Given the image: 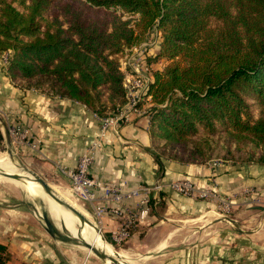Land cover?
<instances>
[{
    "label": "trees",
    "instance_id": "16d2710c",
    "mask_svg": "<svg viewBox=\"0 0 264 264\" xmlns=\"http://www.w3.org/2000/svg\"><path fill=\"white\" fill-rule=\"evenodd\" d=\"M117 7L138 16L121 20ZM153 27L154 59L168 61L153 71L144 112L159 166L214 159L219 132V159L264 164V0H0V57L24 88L107 116L125 101L118 54ZM9 258L0 243V264Z\"/></svg>",
    "mask_w": 264,
    "mask_h": 264
},
{
    "label": "crops",
    "instance_id": "0c3cea01",
    "mask_svg": "<svg viewBox=\"0 0 264 264\" xmlns=\"http://www.w3.org/2000/svg\"><path fill=\"white\" fill-rule=\"evenodd\" d=\"M3 65L1 56L0 122L3 129L11 125L25 133L29 140L39 142L37 150L20 147L25 149L23 159L32 172L54 190L71 193L70 179L61 170L74 169L84 153L91 156L89 173L104 183L119 184L124 189L161 186L158 191L149 192L156 203L160 201L150 208L146 218L135 221L130 237L121 243L114 240L122 222L119 217L110 213L97 217L93 204H81L107 242L131 264H234L238 256L232 247L243 240L264 250V209H252L239 194L245 187L264 191V164L225 160L217 164L214 160L181 163L165 159L159 166L151 154L146 115L114 124L101 134L93 110L79 101L14 85ZM94 142H98V146L93 147ZM12 146L17 149L13 143ZM179 180L190 182L200 191L216 190L219 195L233 196V215L219 211L214 199L185 195L172 189L171 184ZM141 197H128L123 201L124 207L136 210ZM65 199L75 206L74 201ZM46 205L49 209L53 206ZM56 205L54 211L60 215L71 214ZM246 210L252 215L247 219L238 217ZM22 221L21 209L0 207V243H6L10 253L6 264H80L76 255L71 256V260L56 255L44 243V235L40 231L33 235L23 227ZM229 227L235 230L232 234ZM232 236L235 241L228 242L227 238ZM218 237L225 245L217 244Z\"/></svg>",
    "mask_w": 264,
    "mask_h": 264
},
{
    "label": "built area",
    "instance_id": "2783aa9c",
    "mask_svg": "<svg viewBox=\"0 0 264 264\" xmlns=\"http://www.w3.org/2000/svg\"><path fill=\"white\" fill-rule=\"evenodd\" d=\"M123 19L137 17L138 14L128 15L120 8H115ZM133 25L132 23L130 24ZM161 33L153 27L148 35L139 43L126 47L117 56L119 70L123 73V87L125 91V101L114 113L107 116H100L95 113L99 124L100 132L103 134L109 127L119 122H129L133 116L143 115L145 105L151 104V95L147 93L149 84L153 81V71L161 69L167 64V60L158 58L154 59L160 45ZM8 54L2 55L4 63L7 62ZM150 106V105H149ZM11 142L14 146H27L33 150L38 149L39 142L29 140L28 136L19 131L18 128L8 130ZM93 147L98 146L94 142ZM91 156L82 154L74 169H62V173L70 179L71 196L76 202L91 203L94 205V213L97 217L110 213L119 217L122 222L115 231L114 240L117 243L126 241L131 230L135 226V221L144 219L148 216L150 207L149 199L150 190L158 191L160 185H155L152 189L141 186L133 189H124L119 184L104 183L89 173V164ZM214 163H220L221 160H214ZM172 189L190 196L200 198H209L217 201L218 210L228 214L231 212L234 202L231 195H219L216 190H197L190 182L179 180L171 184ZM249 206L264 208V191H259L251 187L243 188L240 193ZM142 195L136 210L127 209L123 201L131 196Z\"/></svg>",
    "mask_w": 264,
    "mask_h": 264
},
{
    "label": "rangeland",
    "instance_id": "374dc122",
    "mask_svg": "<svg viewBox=\"0 0 264 264\" xmlns=\"http://www.w3.org/2000/svg\"><path fill=\"white\" fill-rule=\"evenodd\" d=\"M110 10L114 11L117 15H119L121 20H126V19H123L121 17V14H119V12L115 8H111ZM134 18L135 17H132V18H130V20H133ZM131 23H132V21H131ZM5 64L6 63H4L3 68H4V71L6 72ZM11 82L14 85H18L21 88H24L23 84H25V83H24V79H22V78H17V79L11 80ZM27 89H29V88H27ZM254 114L255 115L257 114L256 110H254ZM12 128H16V127L9 125L3 129V124L0 122V134H2L3 130L8 132V130L12 129ZM8 134H9V132H8ZM198 135H203L202 130H199ZM220 135H222V132H219L218 134L215 135V140L218 142V147L216 148V152L214 153V156H213L214 159H212V160H217V159L221 160L219 158H223V155L226 154L225 153L226 149H225V147L222 146L223 142L220 140V137H219ZM9 136H10V134H9ZM4 137L5 136L3 134H2V136H0V160L8 157L7 150H6V141H5ZM12 148H13V146H12ZM12 150L14 153L13 160L15 161L16 166L18 168H20L21 171L23 170L22 168H25L26 170L32 172L29 165L23 159L24 155L22 154V152L25 151V149L17 147V149H15V150L12 149ZM246 156H247L246 154H240V158L241 157L246 158ZM238 161H240V160H238ZM30 182L33 185H35V183L32 180H30ZM58 193L62 197L70 199L72 202L74 201L73 202L74 205L79 210L81 209V207H82L81 203L76 202L74 200V198L70 194V191H58ZM41 198H43L45 200L44 196L40 195V196L34 197V195L30 194L27 190L26 184L24 186L21 182L10 180V179H7L5 177H0V207H9L11 209L12 208L21 209L22 214H23V221H22L24 224L23 227L28 229L29 232H31L32 234L33 233L36 234L37 232L39 233V231H40L46 239L44 243L47 245V247L50 250L54 251L56 255H60L65 260H71V256L76 255L79 258L80 264L81 263L83 264V262H86V264H108L107 262L102 261L93 252H91L87 248L83 247L81 243H79L75 240L72 241V240L68 239L64 233V230L62 229V224H61L62 221H60V219H58L56 217H53V214H51V212H50L49 213V216L51 217L50 220L54 223V225L59 230L61 237L65 238V239L58 238L57 236L56 237L51 236V234L47 231L45 224H44V221L42 219V210L46 209V203H48V204H52V203H50L48 200L43 201V199H41ZM253 207L254 206H251L252 209H253ZM254 208L264 209L263 207H257V206H255ZM81 212H83V214L85 216H87L90 220L93 221L92 217L89 214H87V212L83 209V207L81 209ZM228 214L230 216H232L233 212H230ZM250 215H252V213H250V211L246 210V212L239 214L238 217H240L241 219H247L248 216H250ZM72 216L73 215H71V214L66 215V218L71 220L69 227L81 229V227L76 226V223L82 224V221L76 220V219L72 218ZM63 222H64V220H63ZM65 225H66V228L68 229V225L66 223H65ZM233 230H234L233 227H229V233L232 234ZM214 231H216L217 233L223 232L221 230H214ZM81 239H85L87 242L92 244L91 241H89L86 238H81ZM227 239H228L227 240L228 242L235 241L234 236H232L231 238H227ZM199 240H200V237H199ZM205 240L206 239L203 238V242H205ZM223 240L225 241L226 238H224ZM203 242H201V243H203ZM216 242L219 245L224 244L220 237H218V240ZM238 243L239 244H236V246L232 247V248H235V253H236L235 255L238 256L237 259H234V264L236 262H237V264H239V262H240V264H264V250L263 249H256V248H254V246L250 245L249 242L244 241V240L242 242H238ZM114 249L117 251L116 248H114ZM237 252H238V254H237ZM126 260L128 261V259H126ZM74 264H79V263L75 262Z\"/></svg>",
    "mask_w": 264,
    "mask_h": 264
},
{
    "label": "water",
    "instance_id": "95a60500",
    "mask_svg": "<svg viewBox=\"0 0 264 264\" xmlns=\"http://www.w3.org/2000/svg\"><path fill=\"white\" fill-rule=\"evenodd\" d=\"M5 141H6V150L7 154L10 158L14 157L13 148L10 136L7 131H4ZM24 171H26L28 174L31 175L32 180L39 184L41 186V189L43 192H45L51 199H53L57 204H59L62 208L69 211L72 215H74L76 218L80 219L83 223L89 224L93 227V229L100 234L102 240L104 242H107V240L102 235L100 229L98 226L89 218H87L79 209H77L75 206L70 204L68 201H66L56 190H54L44 179L37 176L33 172H30L26 170L25 168H22ZM0 174L10 180L18 181L21 183H26L28 181L24 176H21L20 174H15L12 172L5 171L0 168ZM50 209L46 205V209L42 210V219L44 221L45 227L47 231L51 234V236H57L58 238L65 239L61 237V234L57 227L54 225V223L50 220L51 217L49 216ZM69 239V238H68ZM71 240V239H70ZM73 241V240H72ZM82 244V246L88 248L91 252H93L97 257H99L102 261L107 262L108 264H124L122 263L116 255H113L111 253H108L106 250L102 248H97L90 246L89 244L83 242V241H77ZM108 243V242H107Z\"/></svg>",
    "mask_w": 264,
    "mask_h": 264
},
{
    "label": "bare ground",
    "instance_id": "6f19581e",
    "mask_svg": "<svg viewBox=\"0 0 264 264\" xmlns=\"http://www.w3.org/2000/svg\"><path fill=\"white\" fill-rule=\"evenodd\" d=\"M10 160H9V159ZM0 168L5 170V171H8V172H12V173H15V174H20L21 176H24V178H26L28 181H26V183H22L24 186L26 184V187H27V190L30 194L34 195V197H37V196H44L45 200L43 198V201H46L48 200L50 203H52L54 205V207H57L56 203L45 193L43 192V190L41 189V186L39 184H37L36 182H34L32 180V177L30 174H28L26 171L22 170L20 168H18L16 166V163L15 161L13 160V158H10L9 156L0 160ZM0 177H3L1 174H0ZM32 180L35 185H33L30 180ZM26 197V196H25ZM64 198V197H63ZM36 199V198H35ZM65 199V198H64ZM66 200V199H65ZM42 201V202H43ZM67 201V200H66ZM44 203V202H43ZM48 204V203H46ZM59 205V204H58ZM52 206V205H51ZM60 206V205H59ZM61 207V206H60ZM64 209V208H63ZM82 209V208H81ZM80 209V211H81ZM59 210V209H58ZM67 211V210H66ZM50 212L52 214H54V216L58 219H60L61 224H62V229L64 230V233L65 235L67 236V238L71 239V240H75V241H83L87 244H89L90 246H93V247H97V248H102L104 250H106L108 253H111L113 255H116L117 258L124 264H130L125 256L121 255L119 252H117L116 250L113 249V247L107 243V242H104L100 236L99 233H97L92 226H90L89 224H86V223H76V226L78 227H81V229H76V228H70L69 225H70V222L71 220L66 218V216H62L60 215V213L54 211V208L52 206V208L50 209ZM69 212V211H68ZM83 213V212H82ZM87 217V216H86ZM72 218L76 219V220H80L78 218H76L74 215L72 216ZM88 218V217H87ZM64 220V222H63ZM81 221V220H80ZM65 223L68 225V229L66 228V225ZM95 231V232H94ZM81 238H86L88 239L89 241H91L92 244H90L89 242H87L85 239H81ZM84 247V246H83ZM86 248V247H85ZM88 249V248H87ZM89 250V249H88Z\"/></svg>",
    "mask_w": 264,
    "mask_h": 264
}]
</instances>
